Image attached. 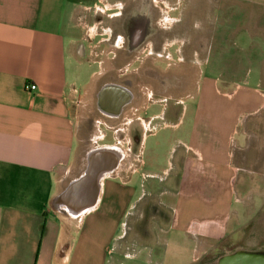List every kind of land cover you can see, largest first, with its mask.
I'll list each match as a JSON object with an SVG mask.
<instances>
[{
	"label": "crops",
	"instance_id": "1",
	"mask_svg": "<svg viewBox=\"0 0 264 264\" xmlns=\"http://www.w3.org/2000/svg\"><path fill=\"white\" fill-rule=\"evenodd\" d=\"M100 2L0 0V264H126L125 261L128 264H169L168 242L163 239L169 234L168 230L159 228V224L155 226L156 233L146 230L143 239L146 244L142 246L148 250L145 258L139 254L141 250L132 254L116 248L127 236L129 225L125 220L129 216L136 219L138 215L139 197H135L137 188L133 177L146 165L143 160L140 169L122 179L116 174L125 159L123 153L118 167L100 181L94 207L72 214L59 202L65 188L84 173L90 153L85 154L81 168L77 162L79 121L74 106L78 98L87 93L83 90L101 73V63L88 56L87 25L83 21L87 11ZM89 64H97L99 70L92 72L83 84L86 78L81 75ZM218 82L217 78L202 74L196 93L206 95L213 90L218 94ZM27 85L35 86V91L28 92ZM117 91L113 93L120 95L119 105L127 102ZM228 92L225 96L233 101L237 99L224 110L215 111L221 109L219 112L226 114L229 122L212 123L206 114L212 108L201 111L198 108L186 130L190 136L189 143L184 142L186 155L180 156L179 162L190 175L209 174L219 185L227 178L234 194H259L258 190L251 191L247 183L244 184L247 178H243L237 188L235 178L245 168L231 153V139L243 116L264 110V70L255 67L245 72ZM103 103H99L96 111L105 117L117 118L119 110L105 112ZM236 104L248 109L233 117ZM153 106L155 104H145L135 112H139L137 120L142 118L141 132L137 131L134 136L140 155L147 139L155 135L154 121L165 117L163 111L148 114ZM149 126L152 131L147 129ZM262 126L259 120L253 128ZM159 144L160 141L155 142L154 151ZM113 147L119 149L111 145L103 149ZM156 156L154 152L151 157ZM261 166L255 168L263 171L264 165ZM260 198L256 195L251 205L227 214L219 224L214 220L200 224L204 227L196 232V222L186 217L188 214L181 219L175 217L173 226L183 233L182 238L179 234L173 236L179 242L175 245L186 241L185 235H189L195 245V258L188 264L211 257L222 242L239 234L264 209ZM182 204L190 213L197 210L195 204ZM221 205L219 203L224 209ZM149 208L151 212L157 209L155 205ZM158 214L161 219L165 218L163 213ZM153 255L155 260H152ZM223 255L228 254H220L215 263Z\"/></svg>",
	"mask_w": 264,
	"mask_h": 264
},
{
	"label": "rangeland",
	"instance_id": "2",
	"mask_svg": "<svg viewBox=\"0 0 264 264\" xmlns=\"http://www.w3.org/2000/svg\"><path fill=\"white\" fill-rule=\"evenodd\" d=\"M140 7V13L128 12ZM115 8H124L126 13L120 18L123 24H129L127 20L130 17L136 24L137 28L132 31L129 25L126 26L131 32L129 40L135 34L138 40L141 39L140 31L144 29L142 41L148 45L151 43L153 53L162 56L157 58L152 55L146 58L140 53L141 48L133 49L129 45L128 50L145 61L138 74L128 75L124 79L132 81L133 85L136 83L146 87V92H184L180 97L168 93L161 105L150 108L148 114L163 111L165 117L154 121L155 135L147 139L142 155L139 145L134 142L135 133L141 132L142 118L137 120L139 112L135 116L132 113H135L134 107H140L148 101L141 100L132 108L126 109L118 119L100 115L95 106L94 94L103 83L113 79V74H109L113 65L115 74L120 65L128 68L125 63L129 60L118 59L115 64L112 63L113 54L110 51L115 50L114 39L107 41L111 31L118 30L117 35H120L119 18L114 16L119 10ZM83 21L87 25L86 45L90 52L88 56L102 64L100 72H106V75L95 77L91 85L83 90L87 93H83L74 106L79 121L77 162L82 168L86 153L108 145L117 146L123 151L125 159L116 175L124 179L140 169L143 160L146 165L133 177V184L137 188L135 197H139L136 210L138 215L136 219L129 216L125 220L129 225L127 236L116 247L117 251L133 254L134 251L136 253L141 250L139 254L145 258L148 250H144L142 246L146 244L143 240L146 230L150 234L156 233L155 226L159 224V228L168 230L169 235L162 236L168 242L166 248L168 246L169 264H188L195 258V245L189 235H185L186 241H180V246L175 245L177 241L173 236H183L182 230L179 233L178 228L173 226L175 217L181 219L185 213L188 214L186 217H192L196 222V232L204 227L200 224L206 221L214 220L219 224L225 220L227 214L251 205L256 195L264 201V170H258L264 165V126L261 129L253 128L254 123L259 120L264 124L263 109L255 115L243 116L231 139V153L245 168L235 178L237 188L240 187L241 180L247 178L248 181L244 180V184L247 183L251 191L258 190L259 194H234L227 178H223L219 185L209 174L190 175L179 162L180 156L186 155L184 142L190 141L186 130H189L188 125L192 123L193 113L198 108L200 111L203 108H212L206 113L209 116L207 120L212 123H228L230 118L219 112L221 109L215 111L217 108L224 110L237 99L233 101L225 94L230 93L228 91L241 80L245 72L255 67L264 70V0H101L95 8L87 11ZM163 23L166 29H162ZM178 59H182L183 63L179 64ZM85 67L81 75L86 78L83 84L88 81L87 78L92 72L99 70L97 64ZM134 67H138V64ZM202 74L218 79V94L213 90L206 95L196 93ZM118 83H122V80ZM236 105L233 117L248 109ZM147 129L153 130L152 126ZM245 131L247 134H243ZM156 141H160V144L154 151ZM154 152L157 156L152 159ZM189 160L193 163L191 154ZM195 164L198 165V162ZM216 187H219L218 193ZM183 202L195 204L197 210L190 213L183 208L186 206ZM219 203H222L224 209L220 208ZM150 205L157 208L153 209L154 214L149 208ZM159 212L164 214V219H161ZM166 248L163 247L162 250L166 251ZM237 250L264 253V209L239 234L236 233L222 242L217 253L201 258L194 264H215L220 254H230ZM152 260H155V256Z\"/></svg>",
	"mask_w": 264,
	"mask_h": 264
},
{
	"label": "flooded vegetation",
	"instance_id": "3",
	"mask_svg": "<svg viewBox=\"0 0 264 264\" xmlns=\"http://www.w3.org/2000/svg\"><path fill=\"white\" fill-rule=\"evenodd\" d=\"M155 7H157L155 5ZM116 9V8H115ZM119 10L118 13H116L114 16H116L117 18H119L118 23L119 24V29H120V35L118 34V30H114L111 31L110 35L108 36L107 41H110V39H114V52L110 51V54H113V57L111 58L113 60L112 63L115 64V60L118 61V59H123V60H129V62L125 63L127 65L128 68H124L123 65H120L116 71L117 73L115 74V68L113 65V68L110 69V73L109 74H113V79L112 80H108V82L103 83L99 90L97 92H95V106L96 109L99 108V103L102 101L104 102V111L105 112H113V109L117 108L118 103L117 100L114 101H106L105 98L101 96L99 98V92L103 89V87L105 86H115L118 87V91L117 93H121V95H124L125 98L127 99V102L123 101L124 103L121 104L119 106V112L116 114L118 119L120 118L124 111L128 108H132L135 104H138L139 102H141V100H147L148 101V105H161L162 100L165 99V96H168V93H171V95L175 96L177 94V96H181L184 95V92H146L148 89L146 87H141L140 85H133L132 81H127L124 79V77L128 76V75H134V74H138L139 70L141 69V66L144 65V58L142 60H140V57L135 56L132 54L133 51L128 50L129 45L131 46V48L133 49H137V48H141L142 51L140 52L143 56H145L146 58L151 57L152 55L156 56L157 58H162V56L158 53H153V45L150 43V45H148L147 42L142 41V33L143 30L142 29L141 32V39H137V35L135 34L131 40H129V35L131 34V32H129V29L126 27L129 25V27L131 28V31L133 30V28H137L136 24L133 22V18L130 17L129 20H127L126 24H123V21L121 20L123 15H124V8H117ZM116 9V10H117ZM139 10V11H138ZM142 10V8L140 7L139 9H133L131 11H128L129 13H140V11ZM126 13V12H125ZM127 13V14H129ZM126 17H129L130 15H125ZM121 18V19H120ZM163 27L162 29H166V25L163 23L162 24ZM126 27V28H124ZM148 27V24H147ZM149 28H152V25H149ZM169 29V28H168ZM151 30V29H150ZM140 37V36H139ZM131 38V36H130ZM116 40V42H115ZM124 51V54H122ZM119 55L121 57H119ZM123 55V56H122ZM166 59L171 60L169 57ZM179 64L183 63L182 59H178ZM138 67H134V65H137ZM101 68H102V64H101ZM125 69V70H124ZM100 75H106V72H101ZM110 79V78H109ZM122 80V83H118L119 81ZM181 94V95H180ZM103 97V98H102ZM154 97H156V99H154ZM146 104V103H145ZM144 104V105H145ZM142 107V106H141ZM140 107V108H141ZM137 109H139L138 107H134L133 110L134 112L137 111ZM103 115V114H102ZM136 113H132V116H135Z\"/></svg>",
	"mask_w": 264,
	"mask_h": 264
},
{
	"label": "water",
	"instance_id": "4",
	"mask_svg": "<svg viewBox=\"0 0 264 264\" xmlns=\"http://www.w3.org/2000/svg\"><path fill=\"white\" fill-rule=\"evenodd\" d=\"M118 87L105 86L99 92V98L104 95L106 101L117 100L120 103V95L113 92ZM113 109L116 113L120 108ZM116 155L112 151L100 149L92 151L87 157V166L80 178L70 183L59 196V202L72 214H79L82 210L94 207L99 189L95 185L99 173L103 171H114L117 166ZM112 173V172H111ZM215 264H264V253L259 251L238 250L228 255H223Z\"/></svg>",
	"mask_w": 264,
	"mask_h": 264
},
{
	"label": "bare ground",
	"instance_id": "5",
	"mask_svg": "<svg viewBox=\"0 0 264 264\" xmlns=\"http://www.w3.org/2000/svg\"><path fill=\"white\" fill-rule=\"evenodd\" d=\"M105 150H108V151H112L114 155H116L117 157V160H115V163H116V166L118 167L120 161L123 159V152L120 150V149H117V148H105ZM113 172V171H111ZM110 171H103L102 173H99L98 174V177H97V181L95 183V185H97L96 187L99 189L100 191V181L108 174L111 173Z\"/></svg>",
	"mask_w": 264,
	"mask_h": 264
},
{
	"label": "built area",
	"instance_id": "6",
	"mask_svg": "<svg viewBox=\"0 0 264 264\" xmlns=\"http://www.w3.org/2000/svg\"><path fill=\"white\" fill-rule=\"evenodd\" d=\"M35 88H36V87L33 86V85H27V86H26V89H27L28 92H33V91H35Z\"/></svg>",
	"mask_w": 264,
	"mask_h": 264
}]
</instances>
